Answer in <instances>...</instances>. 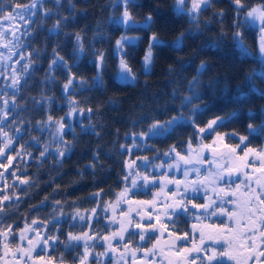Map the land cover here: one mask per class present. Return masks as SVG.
I'll return each instance as SVG.
<instances>
[{
    "label": "trees",
    "instance_id": "trees-1",
    "mask_svg": "<svg viewBox=\"0 0 264 264\" xmlns=\"http://www.w3.org/2000/svg\"><path fill=\"white\" fill-rule=\"evenodd\" d=\"M174 5L0 0V18L29 14L13 57L17 81L5 89L10 78H0V103L12 100L0 113V151L5 135L11 141L0 158V237H8L9 247L25 226L45 224L52 244L37 256L72 264L76 254L64 244L83 229L70 223L71 214L99 210L110 200L122 186L127 159L182 152L213 135L231 146L242 140L239 152L264 143V58H258L256 30L244 20L253 7L264 9V0H207L193 16ZM118 59L131 82L118 79ZM66 85L65 96L82 115L62 134L65 152L45 153L31 139L42 140L39 124L46 119L65 120ZM168 123L140 151H127L132 138ZM168 225L188 234L185 217L176 215ZM135 240L129 233L124 242ZM151 240L147 235L141 248Z\"/></svg>",
    "mask_w": 264,
    "mask_h": 264
},
{
    "label": "rangeland",
    "instance_id": "rangeland-1",
    "mask_svg": "<svg viewBox=\"0 0 264 264\" xmlns=\"http://www.w3.org/2000/svg\"><path fill=\"white\" fill-rule=\"evenodd\" d=\"M206 2L175 0L174 6L176 11L193 16ZM19 11L0 18V78H10L5 89L14 87L17 81L13 57L18 53L19 38L29 16ZM244 20L256 30L258 58L263 59L264 9L253 7L244 14ZM118 64V79L131 82L132 76L119 59ZM142 64L146 68L145 58ZM68 90L66 85L64 96ZM10 104L11 99L2 100L0 113ZM64 106L65 120L46 119L39 124L42 140L31 139L45 153L65 152L62 134L82 115L66 96ZM215 123L210 122L205 133H210ZM170 126L171 123L152 126L145 135L132 138L127 151H140L147 137L161 134ZM242 143L239 140L234 146L227 145L224 136L213 135L206 143L197 138L195 146L187 145L182 152L171 149L152 157L127 159L122 186L110 200L99 210L71 214L70 223L83 229L68 235L64 244L65 251L76 254L72 264H264V143L259 149L239 152ZM10 144L5 135L0 158ZM3 176L4 168L0 167V186L4 185ZM12 183L20 184L17 180ZM137 194L143 198H134ZM197 198L201 203H195ZM253 209L256 213H252ZM176 215L187 221L188 243L154 252L151 248L143 250L145 226L157 221L167 227ZM46 227L25 226L11 247L6 235L0 237L4 246L0 264H64L60 256L53 261L37 256L52 244L45 235ZM129 233L136 235L134 245L124 242Z\"/></svg>",
    "mask_w": 264,
    "mask_h": 264
},
{
    "label": "water",
    "instance_id": "water-1",
    "mask_svg": "<svg viewBox=\"0 0 264 264\" xmlns=\"http://www.w3.org/2000/svg\"><path fill=\"white\" fill-rule=\"evenodd\" d=\"M213 154L215 156H218L219 152L213 151ZM261 162L262 161L260 160L259 163ZM146 230L150 235L155 236V239L153 240V246L159 249L173 248L176 246L177 243L179 242L185 243L187 241L185 235H177L169 231H166L157 222L151 223L146 228Z\"/></svg>",
    "mask_w": 264,
    "mask_h": 264
},
{
    "label": "flooded vegetation",
    "instance_id": "flooded-vegetation-1",
    "mask_svg": "<svg viewBox=\"0 0 264 264\" xmlns=\"http://www.w3.org/2000/svg\"><path fill=\"white\" fill-rule=\"evenodd\" d=\"M261 173L262 174H264V171L262 170L261 171ZM256 213V210L255 209H253V211H252V213ZM254 216V215H253ZM149 226V225H148ZM148 226H145V232H146V228L148 227ZM162 228H164L166 231H169V232H171V233H173V234H177V235H181V234H184L185 236H186V238H187V242L186 243H178L175 247H178V245H181V246H185V244H187L188 243V241H189V236H188V234H186V233H177V232H175L173 229H171V228H169V226H167V227H164V226H162ZM147 233V232H146ZM148 235V234H147ZM149 236V235H148ZM155 239V237H152V240H151V242L149 243V246L147 247V248H151V250L154 252V251H157V249H159V248H157V247H155V246H153V240ZM143 245V243L141 244V246ZM175 247H173V248H175ZM147 248H142L143 250H146ZM173 248H171V249H173ZM166 249H169V248H166ZM160 250H162V249H160Z\"/></svg>",
    "mask_w": 264,
    "mask_h": 264
}]
</instances>
